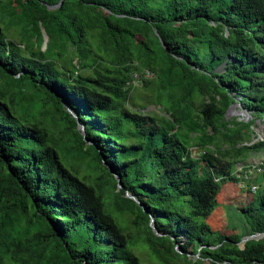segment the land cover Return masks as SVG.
Segmentation results:
<instances>
[{
    "label": "trees",
    "instance_id": "16d2710c",
    "mask_svg": "<svg viewBox=\"0 0 264 264\" xmlns=\"http://www.w3.org/2000/svg\"><path fill=\"white\" fill-rule=\"evenodd\" d=\"M60 2L0 0V264H264V0Z\"/></svg>",
    "mask_w": 264,
    "mask_h": 264
},
{
    "label": "rangeland",
    "instance_id": "374dc122",
    "mask_svg": "<svg viewBox=\"0 0 264 264\" xmlns=\"http://www.w3.org/2000/svg\"><path fill=\"white\" fill-rule=\"evenodd\" d=\"M141 83L136 82L135 86L136 88H139L136 90V93L133 95L138 94V90L141 89ZM140 96H144V93H141ZM138 103L140 101H137ZM140 104V103H139ZM158 110L159 107H156L154 105H151L149 108V111L155 112V110ZM229 119L239 118L240 120L246 119L249 121L251 118L244 112L241 111L238 106L233 107L227 114ZM254 131L257 134L256 141L264 140V125H262L260 122H257V126L254 127ZM253 170V169H252ZM252 175L247 176L246 178H243L244 180L239 185L231 186L228 190H224L220 196V198L224 202H230L228 204H223L216 209L214 215L207 219L206 221L211 223L214 226V229L217 228L218 233H222L223 231L227 230V228L230 226L231 228H237L238 233H242L244 230V218L240 212L234 209L233 205L241 206L242 204L249 203L253 199V192L257 187H260V184L262 182V178L260 175L255 174L254 172L250 171ZM87 174H94L93 172L88 171L86 168V164L83 167V170L81 171V176H85ZM248 188H250L251 192L246 191ZM233 204V205H232ZM225 205V206H224ZM130 219L133 222H129V229L131 231H135L137 228L134 223V217L129 216ZM151 228L153 229V233L155 236L158 237L162 236L163 234L160 233L156 229L155 222L153 221L151 224ZM156 229V231L154 230ZM148 232L146 233L144 230L141 233V236H147ZM139 235L135 239L136 241L140 242ZM136 236V234H134ZM142 243V242H140ZM242 245V244H241ZM148 248V247H147ZM136 248L135 252L137 256L139 257L142 264H163L159 258L152 253V251L148 248ZM178 250H180V245L177 246ZM8 263V262H6ZM170 264H190L188 263L184 258H178V257H171Z\"/></svg>",
    "mask_w": 264,
    "mask_h": 264
},
{
    "label": "water",
    "instance_id": "95a60500",
    "mask_svg": "<svg viewBox=\"0 0 264 264\" xmlns=\"http://www.w3.org/2000/svg\"><path fill=\"white\" fill-rule=\"evenodd\" d=\"M63 2H64V0H61V2L57 5V6H54V7H49L50 9H55V8H58V7H60V6H62V4H63ZM235 107V106H234ZM68 111L70 112V113H72V114H74V112L72 111V109L71 108H68ZM77 117V116H76ZM78 120V127H79V130L82 132V134L84 135L85 134V126L83 125V124H81V122H80V120L79 119H77ZM121 182V179H119V183ZM119 188L121 189L122 188V186L119 184ZM127 196L129 197V198H131V199H133V200H135L136 202H138L139 203V201H138V199L135 197V196H132V195H130V194H127ZM140 204V203H139ZM141 205V204H140ZM154 230L156 231V229L154 228ZM156 233H157V231H156ZM159 236V235H158ZM260 239H264V233H258V234H255V235H252V236H248V237H245L243 240H242V242H241V244H243V243H246V242H248V241H250V240H260Z\"/></svg>",
    "mask_w": 264,
    "mask_h": 264
}]
</instances>
